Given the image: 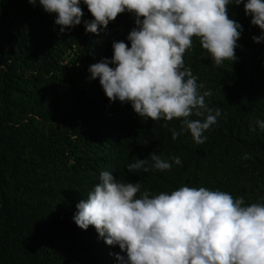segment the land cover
<instances>
[{
	"label": "trees",
	"instance_id": "trees-1",
	"mask_svg": "<svg viewBox=\"0 0 264 264\" xmlns=\"http://www.w3.org/2000/svg\"><path fill=\"white\" fill-rule=\"evenodd\" d=\"M81 8L82 21L91 19ZM228 14L242 25L235 61L215 65L196 38L184 55L197 83L212 91L206 102L222 112L196 144L188 132L172 139L179 120L141 118L89 79V65L111 58L113 41L130 46L132 14L98 35L83 22L61 33L38 3L0 0V264H117L119 246L72 219L104 170L152 194L187 185L264 203V128L256 124L264 121V41L251 39L261 30L243 3L230 4ZM150 153L182 164L128 172Z\"/></svg>",
	"mask_w": 264,
	"mask_h": 264
},
{
	"label": "clouds",
	"instance_id": "clouds-1",
	"mask_svg": "<svg viewBox=\"0 0 264 264\" xmlns=\"http://www.w3.org/2000/svg\"><path fill=\"white\" fill-rule=\"evenodd\" d=\"M39 4L63 33L83 22L85 32L99 34L119 14H132L135 26L127 41L112 42L111 58L88 67L89 79H98L110 102L128 103L141 118L180 121L172 139L190 133L203 144L204 133L222 112L208 105L211 89L197 83L184 55L198 39L215 65L237 59L242 25L228 14L240 5L250 24L261 31L251 39L264 41V0H27ZM81 3L91 19H84ZM111 65V66H110ZM195 117V118H193ZM256 124L264 128V121ZM167 126L166 124L164 125ZM251 128V125H250ZM254 130V129H253ZM247 154L244 159H250ZM179 156L149 158L127 165L129 173L171 170ZM139 182H125L104 170L86 198L75 205V224L93 226L109 246L117 264H264V203H245L222 190L181 185L152 194Z\"/></svg>",
	"mask_w": 264,
	"mask_h": 264
}]
</instances>
